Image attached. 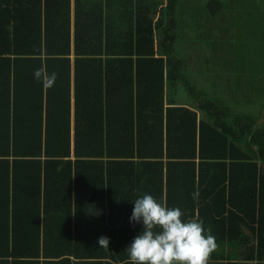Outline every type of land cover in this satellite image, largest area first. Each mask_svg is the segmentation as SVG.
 <instances>
[{
  "label": "trees",
  "instance_id": "trees-1",
  "mask_svg": "<svg viewBox=\"0 0 264 264\" xmlns=\"http://www.w3.org/2000/svg\"><path fill=\"white\" fill-rule=\"evenodd\" d=\"M232 1L184 59L182 0H0V264H131L145 193L264 264V0Z\"/></svg>",
  "mask_w": 264,
  "mask_h": 264
},
{
  "label": "clouds",
  "instance_id": "clouds-1",
  "mask_svg": "<svg viewBox=\"0 0 264 264\" xmlns=\"http://www.w3.org/2000/svg\"><path fill=\"white\" fill-rule=\"evenodd\" d=\"M34 78L47 89L54 86L57 74L41 67L34 71ZM192 195L197 200L199 189ZM184 216L179 207H169L151 194L136 198L129 222L143 227L126 247L131 264H208L218 247L216 239L205 230L203 220ZM109 242L107 236L98 239L104 249L109 248Z\"/></svg>",
  "mask_w": 264,
  "mask_h": 264
},
{
  "label": "rangeland",
  "instance_id": "rangeland-1",
  "mask_svg": "<svg viewBox=\"0 0 264 264\" xmlns=\"http://www.w3.org/2000/svg\"><path fill=\"white\" fill-rule=\"evenodd\" d=\"M233 4H228L229 5V7H231L232 9H234L235 10V13L238 11V8H239V6H238V3H236V2H233L232 0H230ZM207 2H208V0H182V4H183V7L184 8H186V7H188V8H186V9H184V11H183V13L182 14H184V16L188 19L187 20V23H188V25L187 26H185L184 25V23L186 22L185 20H183L182 22H181V29H180V31H179V33H181L182 35H183V37H185L187 34L186 33H190V37H187V38H183V41H182V43H179V51H181L182 53H181V55L182 56H184L185 58L184 59H186L187 58V56L184 54V52L185 51H183V49H187V45L185 44V43H187V41L189 40L188 38H192V37H194V34H196V32H201V34H202V32H204V33H207L208 31H210V33H211V29L213 28L212 26H211V24H210V22L212 21V22H215V20L213 21V19L211 18L212 16H210V15H208V13H207V11H204V9H205V6L207 5ZM196 7H200V8H202L203 10H200L199 11V13H198V15H195L196 13H194L193 15H189V13L191 12V11H193V9H195ZM204 7V8H203ZM237 8V10H236V8ZM227 12V11H226ZM229 12V11H228ZM237 13H240V11H238ZM181 14V13H180ZM181 14V15H182ZM229 13H227V15H228ZM241 14V13H240ZM240 14H236V15H238L237 17L240 19ZM183 16V15H182ZM197 22H198V24H197ZM215 32V31H214ZM216 33V32H215ZM206 40H207V38L205 37V39L203 38L202 39V41L204 42V44L206 43ZM194 52V51H193ZM192 52V53H193ZM187 54V53H186ZM231 58L232 57H234V56H230ZM192 58H195V56L194 57H192ZM203 69H205V68H203ZM194 79V78H193ZM205 80H206V78L205 77H203V76H201V73H200V77H199V84L198 85H200L201 87L203 86V87H206V84L207 83H205ZM186 93V92H185ZM185 93H184V91H181V94H180V96H185Z\"/></svg>",
  "mask_w": 264,
  "mask_h": 264
}]
</instances>
